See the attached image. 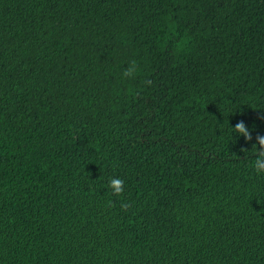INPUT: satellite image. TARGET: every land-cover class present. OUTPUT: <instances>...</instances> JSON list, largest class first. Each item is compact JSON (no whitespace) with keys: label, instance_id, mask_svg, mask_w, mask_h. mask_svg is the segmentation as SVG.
<instances>
[{"label":"trees","instance_id":"1","mask_svg":"<svg viewBox=\"0 0 264 264\" xmlns=\"http://www.w3.org/2000/svg\"><path fill=\"white\" fill-rule=\"evenodd\" d=\"M258 135L264 0H0V264H264Z\"/></svg>","mask_w":264,"mask_h":264},{"label":"clouds","instance_id":"2","mask_svg":"<svg viewBox=\"0 0 264 264\" xmlns=\"http://www.w3.org/2000/svg\"><path fill=\"white\" fill-rule=\"evenodd\" d=\"M138 66L135 60L131 61L129 66L124 70L123 76L126 78H134L137 74ZM235 136H241L246 142H251V131L247 128L243 121H239L234 128H231ZM245 151V150H242ZM255 153L253 170L256 175H264V136H257L256 143L252 145V150ZM247 152V151H245ZM108 188L111 194L115 197H121L124 192V181L118 177L109 179ZM111 206V202H110ZM127 204H121L122 210H127Z\"/></svg>","mask_w":264,"mask_h":264}]
</instances>
